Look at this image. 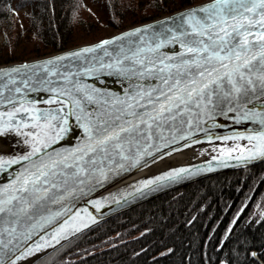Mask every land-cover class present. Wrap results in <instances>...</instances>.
<instances>
[{"label": "snow or ice", "instance_id": "snow-or-ice-1", "mask_svg": "<svg viewBox=\"0 0 264 264\" xmlns=\"http://www.w3.org/2000/svg\"><path fill=\"white\" fill-rule=\"evenodd\" d=\"M174 24L167 29L170 35L158 39L154 47L148 42L146 47L129 48L127 52L121 48L122 59L117 58L114 63H100V68L115 69L129 78L139 76L159 81L148 87L134 84L132 90L126 93V99L108 96L81 83L74 78L77 74L51 71L46 66L67 59L66 56L48 60L46 65L34 66L43 67L44 76L36 77V86L31 90L49 93L47 97L30 99L27 95L21 96L23 90L29 88L32 77L21 81L24 89L8 88L7 85L0 87V105H11V110L0 112V136L14 131L25 137L24 143L29 148L12 159H5L12 153H0V171H7L12 165H23L22 171L6 187H0V264H16L36 251L53 246L51 241L59 243L61 238H67L69 220H74L79 212L64 220L54 230L50 240L40 237L19 255L15 254L20 247V236L27 242L37 228L42 231L58 218L71 213V208L67 206L56 211L50 207L62 204L70 181L83 185L97 174L106 178L105 161L109 166L115 165L124 170H127L125 163H118L117 159L131 161L129 167L139 165L144 155L153 154L148 150L152 147L151 143L141 142L153 140V128L161 130L158 134L164 139V125L190 112L189 105L193 102L197 108L207 110L212 104V97L218 96L220 100L228 101L229 112L237 113V122L248 120L260 125L258 131L249 135L224 137L225 140H247L248 145L234 144L230 149L221 150V156L227 151L228 158L242 161L264 157V0H213L206 7L180 14ZM147 31V28L136 29L126 35ZM123 39L124 36L104 40L95 47L70 55L79 58L83 53L94 52L96 48H105L115 40ZM176 43L183 51L174 55L161 54L155 59L142 58L145 52L156 53L160 48ZM105 54H108L107 51ZM125 60H131L143 70L124 66ZM97 70L95 66H90L78 74L87 75ZM20 71V68H13L0 75L10 77ZM51 77L61 79L53 80ZM9 83L15 81L9 80ZM5 88L14 95H5ZM255 101L261 102L259 109ZM40 104L57 106L41 108ZM208 115L211 118L210 112ZM70 117H75L82 128L83 143L66 154L56 153L53 156L48 149L69 133ZM179 138L187 139V136ZM237 150L240 154L232 157V152ZM187 171L179 169L157 179L176 178ZM152 183L155 181H148L145 187ZM22 224H27V229L18 234L17 226ZM4 249L12 256L5 259L7 253Z\"/></svg>", "mask_w": 264, "mask_h": 264}, {"label": "trees", "instance_id": "trees-1", "mask_svg": "<svg viewBox=\"0 0 264 264\" xmlns=\"http://www.w3.org/2000/svg\"><path fill=\"white\" fill-rule=\"evenodd\" d=\"M201 1L0 0V64L100 40ZM49 255L50 264H264V161L165 192Z\"/></svg>", "mask_w": 264, "mask_h": 264}, {"label": "water", "instance_id": "water-1", "mask_svg": "<svg viewBox=\"0 0 264 264\" xmlns=\"http://www.w3.org/2000/svg\"><path fill=\"white\" fill-rule=\"evenodd\" d=\"M213 3V0H204L187 7L175 10L172 13L165 14L155 19L145 21L143 23L135 24L123 30L113 33L100 40L91 41L78 44L63 50H59L40 57L31 58L24 61L7 62L0 64V73H4L13 68H20L19 73H12L11 76L0 75V87L7 85L8 88L21 87L24 89L21 81L32 77V82L29 88L24 89L21 96L27 95L30 99H40L47 97L49 93H39L32 91L31 88L36 86V77L44 76L43 67H34L35 65H46L48 60H55L60 56H66L67 59L57 61L55 65H46L51 71H59L60 73H74L75 79L81 83L98 89L101 93L108 96H117L121 99H126V93L132 90L134 84H141L145 87L149 85H156L158 80L141 78L139 76H124L119 74L115 69L100 68V63L108 64L114 63L117 58L122 59L121 48L127 52L129 48L135 50L137 46L146 47L148 42L155 46L158 39H164L170 34L167 29L174 27V22L177 17L190 10H196L201 7H206ZM204 15L203 13H198ZM147 32H140L137 35H126L136 29H145ZM124 36L123 40H115L114 43L106 45L105 48H96L94 52L83 53L79 58L73 57L72 52L80 51L84 48L95 47L104 40H114L116 37ZM107 51V55L105 52ZM183 51L179 44H168L162 47L156 53L145 52L143 56L150 59H155L161 54L174 55L177 52ZM131 55V53H128ZM147 63V62H146ZM24 65H28L24 68ZM90 66H95L98 70L87 74L81 75L84 69ZM124 66L129 68H136L143 70L139 65H134L131 60H125ZM151 67V65H148ZM53 80H60V77H51ZM9 80L15 83H9ZM62 82V81H61ZM5 95H14L9 93L5 88ZM155 95V94H154ZM19 98V97H18ZM213 105H216L213 107ZM57 105L40 104L39 107L55 108ZM229 103L226 100H220L218 96L212 97V104L208 105V109L204 110L203 107L197 108L195 103L189 105L190 112H185L183 115L177 116L175 121L166 123L162 129L164 139L160 138L158 134L161 130L153 128V140L149 142L142 141V144L151 143L152 147L148 150L153 153L152 155H144L140 160L139 165L129 167L131 161L121 162L117 159L118 163H125L127 170L117 168L115 165L109 166L108 161L104 162L106 171V178L97 174L91 177L83 185L69 182L67 186L69 191L65 193V199L62 204H53L50 207L53 211L60 210L62 206L71 208V213L68 216L60 217L51 225L46 226L42 231L37 228L31 240L24 241L23 236L19 238V249L16 250V255H19L25 247L35 244L44 237L50 240L54 234V230L58 228L64 220L69 219V216L79 212L80 215L75 217L74 220H69L66 228L67 238H61L59 243L51 241V247L34 252V254L27 256L25 259L18 260L16 264H33L54 251L59 246L68 242L77 235L87 231L96 225H100L103 221L118 215L140 203L150 200L165 192L174 190L190 182L202 179L204 177L214 175L227 170L241 169L264 161V157H255L248 161L236 160L228 158L227 151L221 150L230 149L234 144H239L242 147L248 145L247 140H225L224 137H231L239 134L249 135L254 131H258L260 125L253 121L237 122V113L229 112ZM256 108L262 106L260 101H255ZM93 107V106H89ZM251 107V105H250ZM11 110V105H0V112H7ZM67 111V109H66ZM138 111H143L138 109ZM211 113L209 118L208 113ZM128 118V117H126ZM19 119V116L17 117ZM191 121V125H189ZM69 133L64 139L58 140L52 144L48 152L53 156L56 153L66 154L71 150L83 143L84 133L82 128L79 127L75 117L69 118ZM31 129H23V131H30ZM181 135H186L187 139H180ZM25 137L17 135L14 131H8L4 136H0V153L8 154L5 159L16 158V156L25 153L29 150L28 145L24 143ZM202 148L199 154L192 156V158L184 159L181 161L170 162L171 158L180 155L181 153L189 150H198ZM135 149H133V154ZM239 151L232 152V157L239 155ZM245 155L247 153L245 152ZM217 157V159H213ZM223 159V163H221ZM23 165H12L7 171H0V187H6L13 179V177L22 171ZM179 169H187V172L181 173L176 178L157 179L158 177L166 176L169 172L178 171ZM155 181L145 187L148 181ZM75 189V191H71ZM82 189V191H81ZM87 227H84V225ZM27 224L17 226V233L26 231ZM74 229H79L74 231ZM63 236L64 233H61ZM7 242V236L4 237ZM14 243H16L14 241ZM11 248L12 245H9ZM8 256H12L11 252L7 249L3 250Z\"/></svg>", "mask_w": 264, "mask_h": 264}, {"label": "bare ground", "instance_id": "bare-ground-1", "mask_svg": "<svg viewBox=\"0 0 264 264\" xmlns=\"http://www.w3.org/2000/svg\"><path fill=\"white\" fill-rule=\"evenodd\" d=\"M202 148H199L198 150L194 151V150H189L187 152L181 153L180 155H176L174 157L171 158L170 162H175V161H181L182 160H186L188 158H192V156H195L196 154H199L197 152H200Z\"/></svg>", "mask_w": 264, "mask_h": 264}, {"label": "rangeland", "instance_id": "rangeland-1", "mask_svg": "<svg viewBox=\"0 0 264 264\" xmlns=\"http://www.w3.org/2000/svg\"><path fill=\"white\" fill-rule=\"evenodd\" d=\"M50 255H46L45 257L38 259V261L34 262L33 264H50L51 263Z\"/></svg>", "mask_w": 264, "mask_h": 264}]
</instances>
